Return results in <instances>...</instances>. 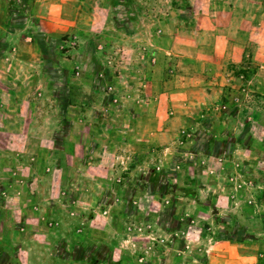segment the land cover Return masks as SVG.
Masks as SVG:
<instances>
[{"label": "rangeland", "instance_id": "374dc122", "mask_svg": "<svg viewBox=\"0 0 264 264\" xmlns=\"http://www.w3.org/2000/svg\"><path fill=\"white\" fill-rule=\"evenodd\" d=\"M7 7L0 264H264L263 0H34L21 29ZM212 31L241 59L181 97Z\"/></svg>", "mask_w": 264, "mask_h": 264}, {"label": "crops", "instance_id": "0c3cea01", "mask_svg": "<svg viewBox=\"0 0 264 264\" xmlns=\"http://www.w3.org/2000/svg\"><path fill=\"white\" fill-rule=\"evenodd\" d=\"M230 12V11H228ZM229 15H226L225 19L227 20V17ZM212 43L208 42L206 46L201 47V53L202 55H196L193 52H184L187 57L193 60L194 66L196 69H201L203 71V75L200 73L198 76H196V73H192V76H179L180 78L176 82V91L181 95V97L184 95H193L195 94V91L199 89V85L201 84L202 87L208 88L206 93V97L208 100L216 99V92L214 93L213 88L216 86L217 80L214 78L213 73H215L216 69L222 68L223 65L228 64L230 62L235 63L239 62L241 59L242 50L240 49V46L238 42H234L229 39L226 36H221L218 32L212 31ZM185 55V56H186ZM155 79V76L152 77ZM149 81V82H148ZM147 85L150 88V85H152V99L155 98V95H157L158 92L154 89L153 85L155 84L156 80H152L148 77ZM203 82V84H202ZM185 96V95H184ZM173 100H177L178 102L181 101V98L178 99V96L176 94L172 95ZM215 101V100H214ZM155 104V101H154ZM149 109V108H148ZM159 111V110H158ZM123 112V111H122ZM136 114H141L139 111ZM152 119L155 120L157 117L160 116V112L156 111V117H155V110H151ZM180 117L184 114H179ZM185 118V117H184ZM240 255V254H239ZM236 256V254H235ZM245 259L243 256H240L238 258V263L240 261H244L243 264H254V260L256 259L255 256L253 257H246ZM248 261V262H247ZM241 264V263H239Z\"/></svg>", "mask_w": 264, "mask_h": 264}, {"label": "trees", "instance_id": "16d2710c", "mask_svg": "<svg viewBox=\"0 0 264 264\" xmlns=\"http://www.w3.org/2000/svg\"><path fill=\"white\" fill-rule=\"evenodd\" d=\"M264 2V0H263ZM34 0H8L6 12L11 19L14 29H21L27 23V20L36 24L33 19Z\"/></svg>", "mask_w": 264, "mask_h": 264}]
</instances>
